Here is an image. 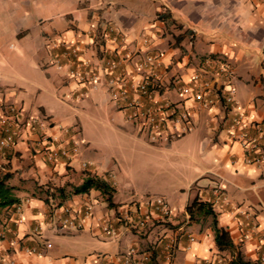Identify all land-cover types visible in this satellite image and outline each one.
Returning <instances> with one entry per match:
<instances>
[{"label": "crops", "instance_id": "1", "mask_svg": "<svg viewBox=\"0 0 264 264\" xmlns=\"http://www.w3.org/2000/svg\"><path fill=\"white\" fill-rule=\"evenodd\" d=\"M75 44L78 57L66 47ZM128 52L161 55L163 65L154 71L161 84L155 99L188 109V132L155 144L139 129L135 132L124 101L112 99L107 81L121 72L128 81L141 79L135 58L122 60ZM109 58L118 61L113 75L103 70ZM75 69L99 74L96 88L69 77ZM206 79L216 83L212 107L175 87L178 81L191 83L196 92ZM68 98L76 105L66 103ZM50 101L64 105L62 110L113 111L118 130L146 157L141 176L149 168H174V177L148 180L140 193L128 183L118 184L111 169L86 160L84 148L68 166L52 165L33 150L37 135L21 126L15 145L0 152V175L9 174L8 183L21 200L19 214L14 207L0 214V264H230L234 250L259 261L264 251V161L248 162L239 134L256 136L250 125H264V0H0V112L15 104L23 109V119L41 114L56 125L71 126L58 120L48 108ZM256 144L261 156L264 138ZM82 161L93 165L87 172L112 182L111 202L91 189L70 195L59 206L56 196H48L46 203L44 190L63 187L70 192L82 182ZM146 188L165 200L168 214L145 203ZM196 195L216 212L233 251L217 248L210 216L190 220L186 206ZM66 216L82 228H60ZM145 216V227L135 229L132 224ZM108 218L121 231L117 238L102 233ZM170 241L173 256L167 259L164 248ZM131 248L135 253L127 262Z\"/></svg>", "mask_w": 264, "mask_h": 264}, {"label": "built area", "instance_id": "2", "mask_svg": "<svg viewBox=\"0 0 264 264\" xmlns=\"http://www.w3.org/2000/svg\"><path fill=\"white\" fill-rule=\"evenodd\" d=\"M69 53L73 57H78L80 48L78 45H68ZM135 58L136 67L142 76L139 81L129 80L122 72L117 74L107 81L110 85L111 96L114 101L123 100V108L126 110L127 119L131 121L146 137L147 141L155 144L160 141H167L170 137L180 136L191 129L192 120L188 109L184 108L179 102L171 100H156L161 87L160 77L155 74V70L163 65L161 55L154 53L138 57L137 54L128 52L122 56V60H131ZM58 67H62L59 61L56 62ZM118 61L109 58L105 61L103 70L106 74H112L117 68ZM221 70H225L224 67ZM205 70H203L204 72ZM69 77H77L80 81H86L96 88L99 84V74H91L89 71L84 73L80 69L71 70L68 72ZM199 75L195 74L193 79L196 82ZM203 88L193 92L191 83L179 84L175 83L176 89L185 97H193L199 101L204 107H212L216 103V98L212 96L211 91L217 92L216 83H212L206 79L202 83ZM230 91L229 99L233 96V90ZM216 95V94H215ZM228 100V99H227ZM23 109L15 104H6L0 112V152L4 149H10L15 145L16 137L21 135V126H25L30 134L37 135V138L32 139V148L35 152L42 154L46 160L55 165L63 162L68 166L72 159L79 153V129L75 126L56 125L49 121L46 116L40 114L29 115L23 119ZM22 117V118H21ZM235 124H240L241 120L234 118ZM251 126V127H250ZM249 127L256 131V136H252L246 132L239 134L241 145L249 152L248 162L264 161V154L258 156V146L256 141L264 138V125L251 124ZM178 127V128H177ZM246 126L242 125V128ZM56 129V132H47L48 130ZM232 135L238 138V134L232 131ZM250 152H255L256 156L251 157ZM92 164L87 161H82L81 167L85 171L92 168ZM89 172V171H88ZM91 173V172H89ZM145 203L153 206L155 211L162 214H168V205L160 196L147 198ZM90 205L87 206L86 214L90 213ZM14 212L19 214L21 207L19 204L13 206ZM68 211V209H66ZM69 212V211H68ZM128 225L131 221L130 215L125 216ZM128 217V218H127ZM148 216L140 218L135 226V229L145 227ZM117 218V221H121ZM75 227L82 228V223H75L72 217L66 216L62 218L60 228ZM102 233L105 237L114 239L117 238L121 231L112 220H108L102 225ZM193 240L192 237H190ZM50 247V243L46 244ZM174 243L170 241L166 243L164 250L166 258L171 259L173 256ZM34 251V249H33ZM135 253L133 248L129 249L126 254V261L130 262L132 255ZM260 264H264V251L259 258Z\"/></svg>", "mask_w": 264, "mask_h": 264}, {"label": "rangeland", "instance_id": "3", "mask_svg": "<svg viewBox=\"0 0 264 264\" xmlns=\"http://www.w3.org/2000/svg\"><path fill=\"white\" fill-rule=\"evenodd\" d=\"M97 56V52L93 51ZM65 100V99H64ZM53 102V103H52ZM76 105L72 99L66 100V103ZM58 102L50 101L47 103L58 120H66L79 129V148H84L86 160L93 161L96 165L101 164L102 168H109L113 171L115 180L118 184L128 183L135 191L142 193L148 180L174 177V168H165L158 170L149 168L145 171L143 177L139 172L141 166L146 162L144 154L136 151L132 144L129 145L121 131L118 130L117 118L113 116L111 110L98 107H80L78 109L65 108L64 105L57 107ZM41 115V114H40ZM135 132L138 128L134 126ZM151 169V170H150ZM149 176L146 178V176ZM146 198L155 197L153 193L147 192ZM56 205V204H55ZM109 220L106 219L105 222Z\"/></svg>", "mask_w": 264, "mask_h": 264}, {"label": "trees", "instance_id": "4", "mask_svg": "<svg viewBox=\"0 0 264 264\" xmlns=\"http://www.w3.org/2000/svg\"><path fill=\"white\" fill-rule=\"evenodd\" d=\"M9 174L2 173L0 175V214H5L8 209L21 202L20 198L15 194V187L8 183ZM91 189L99 190L106 196V201L111 202V197L114 192L112 182L105 176L101 177L87 171H84V178L78 185H73L70 192H66L63 187H57L53 191L49 189L44 190L46 198L44 199L48 203V196L52 198L58 197L55 206H59L64 199L70 195H76L80 193H86ZM186 211L189 214L190 220H198L200 217L210 216L211 227L214 232V239L218 249L233 251L235 246L230 239L228 231L218 225L216 212L212 206L199 198L198 195L187 204ZM5 212V213H4ZM230 264H260L259 261H250L244 259L239 251L234 250L233 258L230 260Z\"/></svg>", "mask_w": 264, "mask_h": 264}]
</instances>
